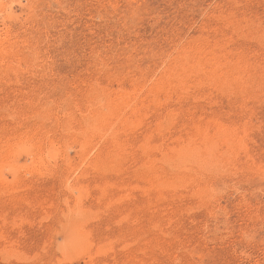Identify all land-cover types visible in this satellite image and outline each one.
Masks as SVG:
<instances>
[{
    "label": "rangeland",
    "instance_id": "rangeland-1",
    "mask_svg": "<svg viewBox=\"0 0 264 264\" xmlns=\"http://www.w3.org/2000/svg\"><path fill=\"white\" fill-rule=\"evenodd\" d=\"M0 264H264V0H0Z\"/></svg>",
    "mask_w": 264,
    "mask_h": 264
},
{
    "label": "bare ground",
    "instance_id": "bare-ground-1",
    "mask_svg": "<svg viewBox=\"0 0 264 264\" xmlns=\"http://www.w3.org/2000/svg\"><path fill=\"white\" fill-rule=\"evenodd\" d=\"M223 129V128H222ZM201 201V200H200Z\"/></svg>",
    "mask_w": 264,
    "mask_h": 264
}]
</instances>
